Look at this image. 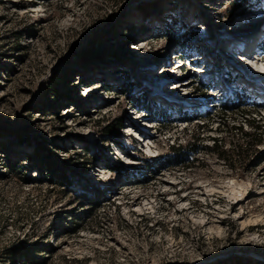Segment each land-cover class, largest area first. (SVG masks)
Masks as SVG:
<instances>
[{
    "label": "rangeland",
    "instance_id": "rangeland-1",
    "mask_svg": "<svg viewBox=\"0 0 264 264\" xmlns=\"http://www.w3.org/2000/svg\"><path fill=\"white\" fill-rule=\"evenodd\" d=\"M242 98L264 116V0H0V264H264V143L219 131Z\"/></svg>",
    "mask_w": 264,
    "mask_h": 264
},
{
    "label": "trees",
    "instance_id": "trees-1",
    "mask_svg": "<svg viewBox=\"0 0 264 264\" xmlns=\"http://www.w3.org/2000/svg\"><path fill=\"white\" fill-rule=\"evenodd\" d=\"M125 87L128 86L126 85ZM239 100L240 101L238 102V104L232 106H225V109L230 108L237 109L238 111H240L242 117L241 122L235 120L234 118L230 120L228 117H226L227 119L222 118L219 121V131L228 133V136L231 138L230 142L235 143L233 147V152H237L238 157H240L241 154L244 153L248 146L256 149L257 146L264 143V116L260 114L257 115L259 118L257 116H251V110L242 107L243 101L245 99L242 98ZM178 120L182 122H192L194 118L190 116H182L178 118ZM123 124L124 118H120L118 120H115L114 125L108 124L107 128L105 129L107 133L114 135L115 142L117 143H119L118 139L121 135V129L123 127ZM245 125L248 127L249 130H245ZM223 139L224 138L220 139L218 137H212V140L214 141V148H208L207 146L205 148H202L199 145H195V142L190 141L184 145L181 143L173 144L170 146L171 149L167 154L155 156L154 158H151L149 160L146 159L145 161L147 163V167L151 169H154V166L156 168H163L172 165L184 166L190 162L193 155L199 150L210 149L211 151H217L219 155L221 153H224V150H222L221 153L219 152L220 149H223L224 146V142L222 141ZM220 140L222 145L217 143ZM244 145L246 146L243 147ZM230 149H232V147ZM221 155L222 157H224V154ZM256 156L258 158V164L264 162V149L261 151L256 150ZM50 169V181H52L53 183H59L63 186L70 185V183H72L71 176H69L66 171H62L61 167L56 165L55 167L51 166ZM108 190V187L92 184L90 191L91 193H89L90 195H88V193L85 191H79V195L80 197H82L83 201H85L88 205H98V201L101 198L105 197Z\"/></svg>",
    "mask_w": 264,
    "mask_h": 264
},
{
    "label": "bare ground",
    "instance_id": "bare-ground-1",
    "mask_svg": "<svg viewBox=\"0 0 264 264\" xmlns=\"http://www.w3.org/2000/svg\"><path fill=\"white\" fill-rule=\"evenodd\" d=\"M241 42H242V41H241ZM141 49H142V48H141ZM141 49H140V50H141ZM140 50H139V51H140ZM231 51H233V49H232ZM242 58H244L245 61H247V60L249 59V57H247V56H245V55H243V57H241V59H242ZM243 63H244V62H241L242 65H244ZM171 85H173V84H171ZM171 85L168 86V89H169L168 91L171 90V87H172ZM147 146H148V145H147Z\"/></svg>",
    "mask_w": 264,
    "mask_h": 264
}]
</instances>
